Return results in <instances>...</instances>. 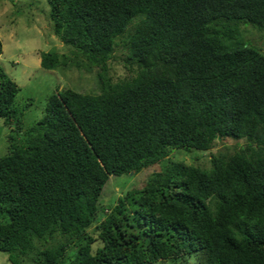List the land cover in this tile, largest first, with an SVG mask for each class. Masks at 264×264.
Masks as SVG:
<instances>
[{
    "label": "trees",
    "instance_id": "16d2710c",
    "mask_svg": "<svg viewBox=\"0 0 264 264\" xmlns=\"http://www.w3.org/2000/svg\"><path fill=\"white\" fill-rule=\"evenodd\" d=\"M47 2L69 53L42 51L41 66L97 67L98 92L57 90L24 126L0 64V116L19 134L0 157V251L12 264H264V51L240 38L246 22L264 32V0ZM124 34L133 74L114 81ZM226 137L248 144L207 165L167 160L100 205L109 175Z\"/></svg>",
    "mask_w": 264,
    "mask_h": 264
},
{
    "label": "rangeland",
    "instance_id": "374dc122",
    "mask_svg": "<svg viewBox=\"0 0 264 264\" xmlns=\"http://www.w3.org/2000/svg\"><path fill=\"white\" fill-rule=\"evenodd\" d=\"M47 0H0V39L2 52L0 64L5 72L17 83L19 91L15 98L17 107L23 110L24 126H28L40 119L45 112L48 96L57 90L72 88L81 92H98L97 67L90 70L76 68L75 66L45 69L40 64L41 52L52 49L59 53H69V47L65 45L54 32V23L49 15ZM138 19L130 24L132 31ZM240 38L242 42H249L264 51V32L251 28L250 23L241 25ZM126 34V33H125ZM125 34L116 38V45L112 57L108 60L107 76L116 81L133 74L127 68L130 64L124 62L126 51L122 40ZM19 139V134L11 125H6L0 116V157L9 152L12 141ZM248 142L241 139L224 138L211 150H189L179 147L174 149L164 160L159 161L138 173L133 171L122 176L109 175L99 196L101 206H109L115 202L116 197L121 196L126 190L133 187H141L148 180H154L163 162L169 160H181L189 163L195 157L201 156L195 161L201 165H207L210 152L222 153L244 148ZM161 162V163H160ZM89 231L96 237L95 226ZM101 244L96 240L92 244V251ZM188 264H199L197 257H188ZM23 264H33L24 259ZM0 264H12L8 260V253L0 251ZM153 264H181L180 260H159Z\"/></svg>",
    "mask_w": 264,
    "mask_h": 264
},
{
    "label": "clouds",
    "instance_id": "9594fccd",
    "mask_svg": "<svg viewBox=\"0 0 264 264\" xmlns=\"http://www.w3.org/2000/svg\"><path fill=\"white\" fill-rule=\"evenodd\" d=\"M132 172V171H131Z\"/></svg>",
    "mask_w": 264,
    "mask_h": 264
}]
</instances>
